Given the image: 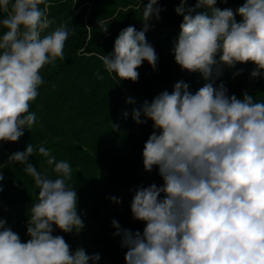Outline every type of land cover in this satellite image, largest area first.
<instances>
[{"label":"clouds","instance_id":"obj_1","mask_svg":"<svg viewBox=\"0 0 264 264\" xmlns=\"http://www.w3.org/2000/svg\"><path fill=\"white\" fill-rule=\"evenodd\" d=\"M216 5L217 0H196L194 6L180 0L174 10L183 18L172 49L175 63L199 72L203 86L193 93L178 81L171 93L165 90L132 110L137 124L153 122L143 166L149 173L156 167L163 184L134 190L130 210L145 223L143 233L111 221L126 249L125 264H264V101L247 91L237 98L223 82L216 85L223 67L238 63L255 66L252 78L264 75V0H245L235 13ZM0 10L7 13L0 20L6 29L0 36V141L17 142L36 123L30 107L44 83L41 69L64 58L69 32L61 24L41 36L54 23L45 0H0ZM161 11L158 0H148L142 28L122 29L113 51L100 56L118 82L138 81L145 61L156 69L158 57L146 33ZM99 26L108 31L100 21ZM36 153L54 177L29 162ZM8 163L23 165L39 191L26 242L0 219V264H96L99 254L89 256L83 248L73 253L63 236L53 235L56 229L79 234L85 227L77 191L68 184L70 164L31 143ZM109 199L121 203L116 196Z\"/></svg>","mask_w":264,"mask_h":264},{"label":"trees","instance_id":"obj_2","mask_svg":"<svg viewBox=\"0 0 264 264\" xmlns=\"http://www.w3.org/2000/svg\"><path fill=\"white\" fill-rule=\"evenodd\" d=\"M180 0H158L159 21L153 19L146 33L147 41L154 47L158 57L156 69L145 61L137 69L139 79L119 81L109 74L100 56L113 51L114 41L120 31L143 26V5L148 0H45L47 17L54 23L41 33L50 34L61 24L67 26L68 39L64 46V58L41 69L44 83L30 111L36 114V123L17 142L0 141V219L18 233L26 242L27 225L32 204L37 200L39 189L32 177L24 172V166L9 164L8 157L24 151L31 143L50 149L57 161L64 160L72 168L68 184L77 191L78 213L85 227L77 234L63 233L58 229L53 235H61L74 253L83 248L91 256L99 254L96 264H125L126 249L120 245V237L111 221L115 219L122 228L143 233L145 223L132 217L130 204L137 187L153 183L163 184L158 169L146 172L143 166V147L154 131L151 120L137 124L132 110L145 100L151 102L161 92L169 93L178 81L188 83L195 93L205 83L199 72L182 70L174 60L172 51L180 32L182 16L174 11ZM196 0H188L194 6ZM245 0H217L216 7L236 10ZM44 4L39 5L41 10ZM7 13L0 10V20ZM241 17L236 16L237 22ZM99 21L108 31L105 33ZM6 31L0 26V36ZM218 59V57H217ZM251 63L223 67L216 85L223 82L229 95L242 98L245 91L257 101H264V75L250 76ZM102 77V78H100ZM128 98L134 104H128ZM128 116L125 117L124 113ZM38 170L47 169L46 158L38 153L29 158ZM116 196L120 204L109 197ZM163 196V194H162ZM91 264V262H90Z\"/></svg>","mask_w":264,"mask_h":264}]
</instances>
